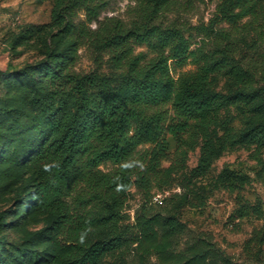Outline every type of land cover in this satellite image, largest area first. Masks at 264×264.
Masks as SVG:
<instances>
[{
    "label": "trees",
    "instance_id": "obj_1",
    "mask_svg": "<svg viewBox=\"0 0 264 264\" xmlns=\"http://www.w3.org/2000/svg\"><path fill=\"white\" fill-rule=\"evenodd\" d=\"M38 1L52 2L45 27L68 47L56 51L46 45L41 61L16 72L28 77L36 113L26 121H3L0 157L10 178L16 177L17 166L30 162L33 190L26 195L25 212L53 216L34 233L50 244L49 264H100L120 249L132 188L143 199L131 238L141 257L153 255L155 264H242L209 237L174 252L171 234L182 226L150 203L156 192L171 186L197 148L192 178L205 176L220 153L239 144L254 145L250 156L257 176L264 172V53H258L264 45V0H217L210 25L199 28L212 38L208 51L191 49L188 26L164 20L181 8V0H130L134 5L127 23L115 17L98 22L106 0ZM219 24L228 28L215 30ZM38 30L29 29L27 36ZM246 35L255 39L248 47L254 58L237 42V36ZM81 48L90 51L96 67L86 74L73 70ZM188 63L195 70L173 75V66ZM105 64L108 73L100 71ZM220 75L230 83L226 92L213 87ZM226 108L232 110L231 118L222 117ZM23 133L27 137L1 150L5 134ZM169 138L175 143L172 154ZM106 164L112 169L104 172ZM250 181L248 174L225 166L211 183L214 190L236 194L228 217L234 231L244 220L264 219V208L240 195ZM193 202L195 208L205 203L198 194ZM4 223L1 213L0 226ZM253 242L264 244V227L245 243L247 252ZM25 254L28 262L40 258L34 251ZM2 264L23 261L9 251Z\"/></svg>",
    "mask_w": 264,
    "mask_h": 264
},
{
    "label": "rangeland",
    "instance_id": "obj_2",
    "mask_svg": "<svg viewBox=\"0 0 264 264\" xmlns=\"http://www.w3.org/2000/svg\"><path fill=\"white\" fill-rule=\"evenodd\" d=\"M107 7L98 18L102 22L105 18L115 17L124 22L131 20V7L134 3L130 0H106ZM181 8L169 14L164 20L177 21L188 26L186 36L191 43V49L202 48L208 51L212 47V38L201 33L199 28L208 27L214 17L217 0H181ZM52 2L40 3L38 0H0V132H4L3 121L19 118L22 121L36 113L30 104L29 80L26 71L44 58L46 45L54 50L61 51L68 44L60 42L53 37V30L45 26L50 23ZM83 16L81 15V18ZM97 22L92 24L94 28ZM215 30L228 28L225 24L213 25ZM29 29H39L30 37ZM238 44L254 58L249 46L254 44L253 35L237 36ZM137 51L145 52V48ZM258 53H264V45L259 46ZM90 51L81 48L73 70L79 74H86L95 70ZM195 70V65L190 63L172 67V73L177 77L181 73ZM10 71V75L3 73ZM101 72L108 73V65H103ZM214 89L226 92L230 83L224 75H220L214 82ZM71 106H69L70 108ZM233 112L226 108L222 117L231 118ZM27 137L4 135L1 150L7 151L19 138ZM169 141V152H174L175 143ZM147 148V147H145ZM254 145L239 144L234 148L220 153L213 161L209 172L202 177L192 178L191 170L197 163L199 148L190 153L185 169L173 176L169 188L156 192L162 203L151 200V205L163 216H175L181 224V229L171 234L172 250L183 251L198 237H209L225 255L235 263L264 264V244L251 243L252 250H245V243L253 236L254 231L264 227L263 220L248 219L240 223V229L234 231L228 223V217L236 205V194L223 190H214L211 183L225 166L248 174L251 181L241 191L240 195L252 204H260L264 208V172L257 176V165L252 160L250 153ZM144 148H140L143 150ZM264 161V147L262 149ZM167 166V163H164ZM101 169L107 172L112 165H102ZM16 177L10 178L6 172V163L0 157V214L2 213L4 225L0 226V241L5 242L4 248L0 246V264L4 262L9 251L15 252L22 258L23 264H49L47 258L50 244L47 238L37 239L34 233L47 227L53 219L50 214H40L35 211L25 212L26 195L33 190L30 183L31 166L29 160L24 161L15 169ZM202 195L205 203L201 208H195L193 201L195 195ZM21 198V201L19 199ZM25 203V204H24ZM143 199L135 189L130 190L129 200L125 206L126 220L123 223L124 245L117 251L107 254L100 264H155L156 257L148 255L141 257L136 250V245L131 243L134 234L135 215L139 211ZM34 251L39 254L35 263L28 262L26 252Z\"/></svg>",
    "mask_w": 264,
    "mask_h": 264
},
{
    "label": "built area",
    "instance_id": "obj_3",
    "mask_svg": "<svg viewBox=\"0 0 264 264\" xmlns=\"http://www.w3.org/2000/svg\"><path fill=\"white\" fill-rule=\"evenodd\" d=\"M155 202H158V203H162V201H160V197L159 196H156L153 198Z\"/></svg>",
    "mask_w": 264,
    "mask_h": 264
},
{
    "label": "clouds",
    "instance_id": "obj_4",
    "mask_svg": "<svg viewBox=\"0 0 264 264\" xmlns=\"http://www.w3.org/2000/svg\"><path fill=\"white\" fill-rule=\"evenodd\" d=\"M81 240L83 241V237L81 238Z\"/></svg>",
    "mask_w": 264,
    "mask_h": 264
}]
</instances>
